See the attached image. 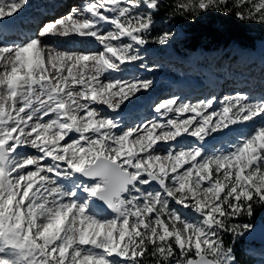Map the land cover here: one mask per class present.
<instances>
[{
  "label": "snow or ice",
  "instance_id": "1",
  "mask_svg": "<svg viewBox=\"0 0 264 264\" xmlns=\"http://www.w3.org/2000/svg\"><path fill=\"white\" fill-rule=\"evenodd\" d=\"M27 4L0 0V264H237L240 218L264 208V98L172 95L125 127L155 82L113 74L153 71L162 9L264 25V0H86L34 31L15 24ZM77 38L98 47L47 43Z\"/></svg>",
  "mask_w": 264,
  "mask_h": 264
},
{
  "label": "rangeland",
  "instance_id": "2",
  "mask_svg": "<svg viewBox=\"0 0 264 264\" xmlns=\"http://www.w3.org/2000/svg\"><path fill=\"white\" fill-rule=\"evenodd\" d=\"M66 1L67 0H28L27 5L31 6L26 7L25 12L29 13L33 10H36L38 15L40 16L41 14H44L47 11H52L54 12V15L50 17L47 16L46 18H52L54 16L58 17L67 14V12L70 11L74 4H78L79 2H85L86 0H68L67 2ZM41 7L44 8L41 9ZM44 19H41L38 24L40 25ZM34 20H36V18ZM156 23L160 25L159 22ZM165 26L166 27L162 25L161 27H159V29L157 28L156 33L159 34L158 32L161 33L163 31H171L175 34L173 39L180 36L179 30L173 24H165ZM110 27L111 26H105V30ZM86 40H88L87 44H90V42L93 41L92 38H88ZM77 41L84 44L85 39L78 38ZM54 42H56V40H53V44H55ZM170 44L171 42L168 43L166 46L161 47H168V53H171L174 59L181 60V62L179 63L183 65V59L185 58H181L179 54L170 49L172 48ZM55 45L69 46L70 44L68 45V43H56ZM146 49L147 47L142 50V55L145 57L143 63L148 67H151L154 72H160L161 75H167V79L163 80L154 74H149L145 77H140L144 79H152L154 80L155 84L149 92L140 95L139 99H135L133 103L130 104L132 106H134L135 104H138V106L143 104L145 105V103L152 100V97V101L154 103L172 96L169 94L172 87L167 85L169 79H171L172 83H176L172 78H176L175 80L183 79L185 81L195 83L200 88L209 86V91L211 89H214V91L210 93L208 97L216 96L217 98H222L226 95L242 93L247 94L253 100L264 98V54L260 51L261 48L257 50H248L236 46H231L228 50L224 52H211L206 58H203V56H199V58H196V53H193L186 58H189V61L193 65H188L183 68L184 70L176 71V73L174 70L167 68L170 64L169 62L157 60V57H154V59L151 58L149 55L153 53V50L149 49L147 51ZM206 54H208V52L204 53V55ZM228 54L231 57H227ZM137 65L139 67V62L136 63V66ZM151 75H153V77H150ZM136 76H138V73ZM215 81L219 82V84H216V87L213 86ZM188 90L189 89H186L184 92H187ZM174 95L179 97L182 96V94H179V92ZM201 97V94L197 93L196 96L192 99V102L201 100ZM184 99L186 100V98ZM100 107H104L107 112L105 106ZM148 117L150 119V115H148ZM259 123L260 121L258 120L257 124ZM133 125L134 124H130L126 127H132ZM256 126V124L248 122V127H244L242 133L246 134L248 132H251ZM237 132L239 131L237 130ZM262 220H264V218H262Z\"/></svg>",
  "mask_w": 264,
  "mask_h": 264
},
{
  "label": "trees",
  "instance_id": "3",
  "mask_svg": "<svg viewBox=\"0 0 264 264\" xmlns=\"http://www.w3.org/2000/svg\"><path fill=\"white\" fill-rule=\"evenodd\" d=\"M168 9H162L154 15V21H160L161 27L165 24H174L183 33L180 39H173L171 46L180 54L187 55L195 52L197 49L203 50H226L231 45L241 48L255 49L256 42H261L264 37V25L257 23H244L234 16H225L217 12L201 14L193 21L176 17L165 23ZM156 26L153 35H157ZM160 33V32H158ZM158 51H166L165 47L155 44H148ZM202 51V50H201ZM259 208L254 209V213ZM245 217L240 218L244 220ZM239 258V255H236Z\"/></svg>",
  "mask_w": 264,
  "mask_h": 264
},
{
  "label": "bare ground",
  "instance_id": "4",
  "mask_svg": "<svg viewBox=\"0 0 264 264\" xmlns=\"http://www.w3.org/2000/svg\"><path fill=\"white\" fill-rule=\"evenodd\" d=\"M86 2V1H85ZM85 2H79L78 4H74V6L75 5H78V6H75V7H80V6H82ZM73 6V7H74ZM27 16H20V21L16 24L20 29H23V30H27V31H34L35 29L34 28H32L33 26L31 25L32 24V22H33V24L35 25V22H36V20H34L33 18L31 19V21L29 20V18H27V20L25 19ZM28 25V26H27ZM36 27V26H35ZM58 44V43H57ZM69 45V44H68ZM76 45V46H75ZM91 45V44H90ZM93 45V49L94 48H97L98 47V44H92ZM79 46H88V45H78V42L76 43L75 42V44H74V46L73 45H69V47H76V48H80ZM68 47V46H67ZM160 77H162L161 75H159ZM168 85H170V84H168ZM187 85H188V83H187V81H185V80H179L177 83H175V84H173V91L175 90H177V89H179L180 87H183V86H185V87H187ZM192 90H195V89H192ZM173 91H171V95H173ZM189 92V91H188ZM196 92H194L192 95H194ZM186 96H191V94H186V92L185 93H183L182 94V97H186ZM140 108H142V107H140Z\"/></svg>",
  "mask_w": 264,
  "mask_h": 264
},
{
  "label": "water",
  "instance_id": "5",
  "mask_svg": "<svg viewBox=\"0 0 264 264\" xmlns=\"http://www.w3.org/2000/svg\"><path fill=\"white\" fill-rule=\"evenodd\" d=\"M262 48L264 52V41L262 42ZM128 109V108H126ZM243 240L251 241L258 244H264V225L262 222H258L255 226L254 231L251 234L246 235Z\"/></svg>",
  "mask_w": 264,
  "mask_h": 264
}]
</instances>
